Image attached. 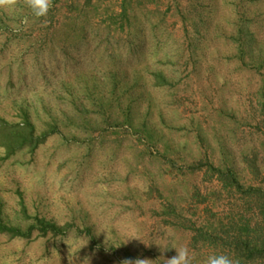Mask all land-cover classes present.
<instances>
[{
	"label": "rangeland",
	"instance_id": "rangeland-1",
	"mask_svg": "<svg viewBox=\"0 0 264 264\" xmlns=\"http://www.w3.org/2000/svg\"><path fill=\"white\" fill-rule=\"evenodd\" d=\"M27 124L0 221L63 229L0 234V264H264V198L209 169L264 191V0H0V127Z\"/></svg>",
	"mask_w": 264,
	"mask_h": 264
},
{
	"label": "trees",
	"instance_id": "trees-1",
	"mask_svg": "<svg viewBox=\"0 0 264 264\" xmlns=\"http://www.w3.org/2000/svg\"><path fill=\"white\" fill-rule=\"evenodd\" d=\"M5 126L7 127L5 129L0 127V146L6 149L7 156L14 154L17 150H20L24 147L37 146L46 137V132L40 136H35L31 124H27L28 130L24 129L25 132L23 131L21 133L17 132V130L15 129L17 128V126H8V125H5ZM50 131H47V132H50ZM209 169L217 175L219 181L223 185V190L224 189L230 190V189L235 188V189L242 191V196H246L249 198L255 195L257 196L256 198L259 201V203H261L260 201L262 200V198H264V191L261 188H257L253 186L245 188L244 186H241L235 180L234 176L231 173H229V171L222 172L211 166ZM260 205H261V211L263 212V215H264V200H262V203ZM170 211L171 210L168 207V209L167 208L165 209L164 213H170ZM182 220L187 221V222L189 221L186 218H183ZM34 223L36 224H32L26 230H21V228H18V227L9 228L5 224H2L0 221V234L10 233L18 237L29 238L31 236V232L35 229H39V231L42 232V234H46L48 232L57 233L58 231H61L63 229L62 227H57L51 222H46L43 219L36 218Z\"/></svg>",
	"mask_w": 264,
	"mask_h": 264
},
{
	"label": "clouds",
	"instance_id": "clouds-1",
	"mask_svg": "<svg viewBox=\"0 0 264 264\" xmlns=\"http://www.w3.org/2000/svg\"><path fill=\"white\" fill-rule=\"evenodd\" d=\"M52 3L53 0H25L26 7L35 18L47 16L52 7ZM172 248L176 249L178 255L164 260L165 264H193V256L187 247L173 246ZM137 264H147V261H137ZM203 264H239V262L227 254L213 253L204 259Z\"/></svg>",
	"mask_w": 264,
	"mask_h": 264
}]
</instances>
